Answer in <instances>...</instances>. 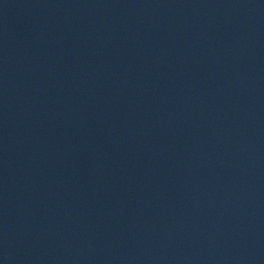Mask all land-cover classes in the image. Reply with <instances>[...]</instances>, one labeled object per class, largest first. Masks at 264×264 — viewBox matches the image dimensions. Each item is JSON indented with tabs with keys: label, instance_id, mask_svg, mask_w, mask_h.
Wrapping results in <instances>:
<instances>
[{
	"label": "water",
	"instance_id": "95a60500",
	"mask_svg": "<svg viewBox=\"0 0 264 264\" xmlns=\"http://www.w3.org/2000/svg\"><path fill=\"white\" fill-rule=\"evenodd\" d=\"M0 264H264V0H0Z\"/></svg>",
	"mask_w": 264,
	"mask_h": 264
}]
</instances>
